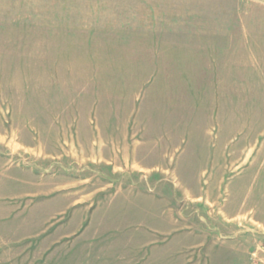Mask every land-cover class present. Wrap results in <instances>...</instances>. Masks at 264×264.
<instances>
[{
  "label": "rangeland",
  "instance_id": "rangeland-1",
  "mask_svg": "<svg viewBox=\"0 0 264 264\" xmlns=\"http://www.w3.org/2000/svg\"><path fill=\"white\" fill-rule=\"evenodd\" d=\"M15 4L0 264H264V0Z\"/></svg>",
  "mask_w": 264,
  "mask_h": 264
},
{
  "label": "crops",
  "instance_id": "crops-1",
  "mask_svg": "<svg viewBox=\"0 0 264 264\" xmlns=\"http://www.w3.org/2000/svg\"><path fill=\"white\" fill-rule=\"evenodd\" d=\"M15 6H16L15 0H12V3H11V0H0V8H1L0 9V17L2 16V14L4 15V13H6V12H8V16H10L11 10L15 14V12H16ZM11 7H12V9H11ZM9 65H10V63H9Z\"/></svg>",
  "mask_w": 264,
  "mask_h": 264
}]
</instances>
